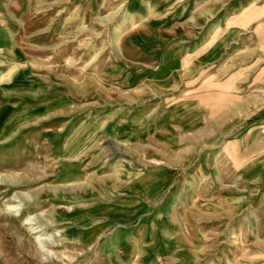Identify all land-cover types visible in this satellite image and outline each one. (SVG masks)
I'll return each mask as SVG.
<instances>
[{"label": "rangeland", "instance_id": "1", "mask_svg": "<svg viewBox=\"0 0 264 264\" xmlns=\"http://www.w3.org/2000/svg\"><path fill=\"white\" fill-rule=\"evenodd\" d=\"M224 33L238 34L214 65L239 74L243 105L235 121L230 113L207 126L189 166L176 156L171 166H148L142 144L141 166H132L137 146L112 138L96 142L110 152L107 166L63 158L74 128L105 131L116 113L121 127L138 107L146 114L149 100L157 114L176 99L123 87L118 64L138 66L160 47L200 56ZM57 92L71 104L38 118V104ZM257 159L264 0H0V264H264V166H245ZM161 167L167 188L142 217L89 218L123 215L106 205L135 173ZM72 173L81 179L68 185Z\"/></svg>", "mask_w": 264, "mask_h": 264}, {"label": "crops", "instance_id": "2", "mask_svg": "<svg viewBox=\"0 0 264 264\" xmlns=\"http://www.w3.org/2000/svg\"><path fill=\"white\" fill-rule=\"evenodd\" d=\"M238 33L230 36H225L224 33L217 41L220 42L217 50L214 49L215 42L200 56L199 48L184 52L177 48L160 47L154 49L146 61H137L138 66L131 67L127 62L118 64L113 73L119 77L123 87L138 90L148 85L158 95L171 94L176 99L157 114L155 104L149 100L146 114H140L138 107L137 113L132 114L131 119L121 127L120 122L113 118L116 113L112 119L108 118L106 121L105 131L92 132L88 127L74 128L68 133L63 145V158L71 161L70 166H107L110 152L103 148L98 149L96 142L98 138L102 139L98 141L99 144L112 138L123 145L130 143L137 146L130 153L132 166H141L138 161L139 144L143 145V157L148 166H171L172 156L185 159L180 166H189L187 155L193 153L197 140L203 137L207 126L230 113L232 118L228 120L235 121V107L243 105V98H238L236 92L239 74L222 72L225 71L224 68L214 65L223 59L231 39ZM19 90L24 91L22 88ZM71 99L69 94L57 92L47 101L38 104L35 114L38 118L54 116L56 111L71 104ZM96 149L98 150L95 151ZM122 151L123 146L112 154L119 155ZM133 160H136L135 163ZM245 166H264V160L257 159ZM88 170L84 173L89 174ZM166 176L167 170L163 167L135 173L122 188L117 203L106 205L119 208L123 215L112 218L105 214H89V218L127 223L142 217L150 210L155 194L166 190ZM80 179L72 173L64 182L70 185Z\"/></svg>", "mask_w": 264, "mask_h": 264}, {"label": "bare ground", "instance_id": "3", "mask_svg": "<svg viewBox=\"0 0 264 264\" xmlns=\"http://www.w3.org/2000/svg\"><path fill=\"white\" fill-rule=\"evenodd\" d=\"M12 128H13V125H9V126L7 127V129H6V133H7V132L10 133L11 130H12Z\"/></svg>", "mask_w": 264, "mask_h": 264}]
</instances>
